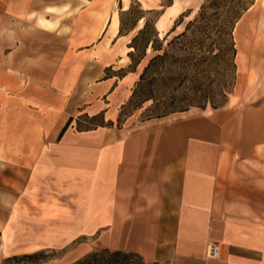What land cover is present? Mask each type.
I'll list each match as a JSON object with an SVG mask.
<instances>
[{
  "label": "crops",
  "instance_id": "crops-1",
  "mask_svg": "<svg viewBox=\"0 0 264 264\" xmlns=\"http://www.w3.org/2000/svg\"><path fill=\"white\" fill-rule=\"evenodd\" d=\"M117 2L0 0V264H73L97 248L264 264V14L254 5L236 27L233 103L118 127L139 69L112 74L130 34ZM81 117L103 123L79 129ZM79 240L90 249L70 261L75 247L23 261Z\"/></svg>",
  "mask_w": 264,
  "mask_h": 264
},
{
  "label": "rangeland",
  "instance_id": "rangeland-1",
  "mask_svg": "<svg viewBox=\"0 0 264 264\" xmlns=\"http://www.w3.org/2000/svg\"><path fill=\"white\" fill-rule=\"evenodd\" d=\"M175 2V8L168 16L181 10L180 3L183 13L170 24L164 21L163 15ZM117 3L123 24L122 35L130 34L119 41L117 51H111V60L121 54L124 59L120 64L126 66L112 74L122 77L139 69L137 76L130 75L128 84L134 87V97L121 109L116 122L118 127L129 117L140 121L189 110L210 111L234 102L233 95L239 92L236 27L254 5L255 12L264 14V0H129V9L125 11L124 0ZM141 19L144 20L140 24ZM184 32V38L170 44ZM93 74L98 77L96 70ZM102 123V117H81L78 128L94 129ZM78 243L81 241L60 253L44 251L41 257L65 254L75 247V252L71 253L73 256L67 257L70 261L90 249ZM91 253H99L107 264H147L137 257L111 259L101 248Z\"/></svg>",
  "mask_w": 264,
  "mask_h": 264
},
{
  "label": "trees",
  "instance_id": "trees-1",
  "mask_svg": "<svg viewBox=\"0 0 264 264\" xmlns=\"http://www.w3.org/2000/svg\"><path fill=\"white\" fill-rule=\"evenodd\" d=\"M190 27V24L188 25V29ZM122 30H123V24H122V29H121V33H122ZM174 30V29H173ZM186 36V32L182 33V34H179L178 36H176L171 43L177 41V40H180L182 38H184ZM136 39V38H135ZM134 39V40H135ZM153 45V44H152ZM132 48H135L136 50V47H132ZM154 48V46H153ZM130 58L132 59V62H133V55L130 53ZM140 63H137V65H139ZM144 74L141 75V79L143 77ZM134 97V95H133ZM104 254L105 255H108L111 259L112 258H130V257H137L139 258L143 263H145L143 261V259L137 255V254H133V253H124V252H110L108 250H104ZM42 253L40 254H37V255H32V256H26L25 259L23 261H26L28 263H36L39 261V257H41ZM38 258V259H37ZM42 258V257H41ZM75 264H107L103 258V256H100L99 253H91V254H88L86 255L84 258L78 260Z\"/></svg>",
  "mask_w": 264,
  "mask_h": 264
},
{
  "label": "built area",
  "instance_id": "built-area-1",
  "mask_svg": "<svg viewBox=\"0 0 264 264\" xmlns=\"http://www.w3.org/2000/svg\"><path fill=\"white\" fill-rule=\"evenodd\" d=\"M219 252V248L216 244H209L208 246V251H207V255L210 258H215L218 255Z\"/></svg>",
  "mask_w": 264,
  "mask_h": 264
}]
</instances>
